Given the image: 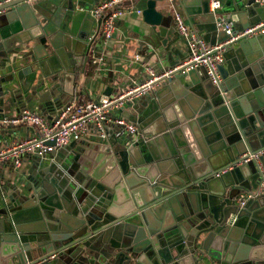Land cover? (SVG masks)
Here are the masks:
<instances>
[{
	"label": "water",
	"instance_id": "obj_1",
	"mask_svg": "<svg viewBox=\"0 0 264 264\" xmlns=\"http://www.w3.org/2000/svg\"><path fill=\"white\" fill-rule=\"evenodd\" d=\"M100 1L0 0V122L31 101L52 110L99 86L88 69L101 48L90 14ZM262 2L237 0L234 36L264 22ZM176 15L210 46L229 39L207 0H146L155 45L134 80L147 67L176 70L114 116L134 135L110 126L106 139L36 157L0 193V264H264L261 177L254 160L242 163L264 151V33L228 46L215 86L204 68L184 65ZM114 82L119 91L123 76Z\"/></svg>",
	"mask_w": 264,
	"mask_h": 264
},
{
	"label": "built area",
	"instance_id": "obj_2",
	"mask_svg": "<svg viewBox=\"0 0 264 264\" xmlns=\"http://www.w3.org/2000/svg\"><path fill=\"white\" fill-rule=\"evenodd\" d=\"M133 0H101L96 6L90 10V14L95 21H101L99 40L101 42L108 41L116 28V23L127 12L120 7L125 2ZM173 1V0H168ZM209 11L217 20L219 31L224 32L229 39L215 46L208 45L202 38L201 34L190 27L185 19L176 15L174 23L176 25L179 36L186 41L188 50L187 60L184 65L187 70L202 67L205 69L207 76L212 84L219 86L222 84V78L219 67L224 64L223 53L228 46L234 44L240 39L264 33V22L243 30L242 32L233 35V26L228 17L221 13L220 0H207ZM264 5V2H262ZM130 13L135 12L134 9H129ZM140 14V11H136ZM141 57L135 58L139 62ZM141 61V60H140ZM89 65L92 67V79L100 77L99 73L102 70L103 60L101 58L90 57ZM176 69H171L165 73L157 74L153 69L146 68L145 73L147 78L141 84L133 83L114 98L97 97L83 100H73L70 103L63 105L57 111L56 117L46 122L42 115L37 112L24 110L20 115L11 120L13 124L30 123L38 127V136L23 140L16 143H11L8 147L0 149V167L3 164H9L11 169L18 171L22 167V158L25 156L46 157L48 154L55 152L60 148L69 146L73 142L82 141L90 131V124H94L93 132L100 139H106L107 128L110 126L119 127L117 135H134L137 132L135 124L128 122L123 117L115 118L124 103H130L146 93L153 90L154 83L159 80L168 78V74ZM264 151H258L242 163H247L254 160L257 171L260 174L261 181L256 194L264 191V168L259 162L260 156ZM1 178V175H0ZM249 196L240 197L236 203L242 205L244 200Z\"/></svg>",
	"mask_w": 264,
	"mask_h": 264
},
{
	"label": "crops",
	"instance_id": "obj_3",
	"mask_svg": "<svg viewBox=\"0 0 264 264\" xmlns=\"http://www.w3.org/2000/svg\"><path fill=\"white\" fill-rule=\"evenodd\" d=\"M220 1L222 5V14L228 17L231 12L235 11L237 0ZM145 4L146 0H133L132 2H125L122 4L120 8L127 13L117 21L112 37L108 41L102 42L100 49L97 48L93 51V53H96L95 58H101L103 60L102 70L99 73L100 77L95 78L97 80L102 78V82L98 84V87L92 82L91 89L87 92H83L78 100L97 97L114 98L130 84L139 82L136 81V79L134 80V78H136L135 67L138 63L135 58L141 57L140 60L142 61L149 53L146 52V48H152L148 43H154L153 40L150 41L148 39L150 33L149 27L142 20V12L145 8ZM129 9H134L135 12L130 13ZM136 11H140L141 13L137 14ZM96 26L97 21H95L93 27L95 28ZM146 40H148V42ZM98 42L99 41H97V44ZM141 47L142 49H140ZM97 54H101V56L99 57ZM159 68L161 70L163 67ZM91 69L92 67L90 66L88 71ZM6 72L7 70H0V88L4 91L8 89V86L1 82ZM90 72V76H92V71ZM120 76H123V87H121L119 91H116V84L114 81ZM73 100L75 99L66 98L60 107ZM60 107H55L52 110L39 109L37 103L31 101L22 106L19 112L21 113L22 110L34 111L42 115L46 122H50L56 117ZM20 113H15L13 110L10 117L17 118ZM92 129L93 127H90L89 133L82 139L83 142H95L100 140L94 135ZM38 134V127L30 123L13 124L8 120L0 122V149L8 147L11 143L34 138L38 136ZM34 159H36L35 156L23 157L22 167L18 171L12 170L9 164H3L0 167V193L8 190L16 182L21 183V181L25 179L26 173Z\"/></svg>",
	"mask_w": 264,
	"mask_h": 264
},
{
	"label": "trees",
	"instance_id": "obj_4",
	"mask_svg": "<svg viewBox=\"0 0 264 264\" xmlns=\"http://www.w3.org/2000/svg\"><path fill=\"white\" fill-rule=\"evenodd\" d=\"M90 71H92V69H91ZM90 71H88V72H89V75L91 74V72H90Z\"/></svg>",
	"mask_w": 264,
	"mask_h": 264
}]
</instances>
